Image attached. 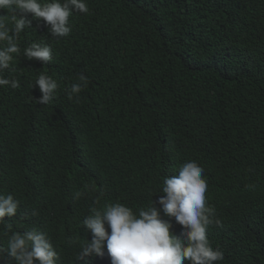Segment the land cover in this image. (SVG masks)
I'll return each instance as SVG.
<instances>
[{"label": "trees", "instance_id": "16d2710c", "mask_svg": "<svg viewBox=\"0 0 264 264\" xmlns=\"http://www.w3.org/2000/svg\"><path fill=\"white\" fill-rule=\"evenodd\" d=\"M86 3L89 11L70 16L71 33L61 38L16 12L32 26L4 73L19 88L0 87V195L20 202L5 223L20 234L35 227L58 264H80V244L92 239L82 223L91 208L120 202L138 213L152 200L167 216L158 203L164 178L195 161L220 220L208 230L224 253L217 264H256L248 248L253 234L264 238V0ZM32 42L51 47V63L24 57ZM39 72L58 83L47 105L34 100ZM81 73L88 85L76 102L68 92ZM81 167L85 178L71 180ZM171 219L170 231L187 244ZM0 246L7 247L2 232ZM104 252L89 264L111 263ZM0 264L16 261L2 253Z\"/></svg>", "mask_w": 264, "mask_h": 264}, {"label": "clouds", "instance_id": "9594fccd", "mask_svg": "<svg viewBox=\"0 0 264 264\" xmlns=\"http://www.w3.org/2000/svg\"><path fill=\"white\" fill-rule=\"evenodd\" d=\"M0 10L8 13L0 16V87L12 89L19 88V80L4 73L13 70L10 66L14 56L21 52L18 40L25 29L32 26V20L26 15H16L17 10L31 14L33 19L43 20L53 38L67 37L71 33L70 16L89 11L86 0H0ZM23 55L44 64L51 63L53 58L51 47L39 42H32L23 50ZM78 81L68 92V98H75L76 102L87 87L88 78L81 73ZM34 86L41 92L39 99L33 98L38 104L47 105L54 100L58 83L51 76L39 72L32 88ZM85 176L86 169L81 167L70 175V179L81 182ZM207 190L204 169L197 162L189 161L179 167L177 175L163 180L164 195L158 203L168 217L160 215L152 200L138 213L120 202L91 208L82 223L91 232L92 239L80 244L76 261L89 264L95 257L104 256L105 248L111 258L108 264H185V261L217 264L223 261L224 253L213 248L208 238L209 228L219 226L220 220L207 203ZM82 195V192H76L74 198L79 199ZM259 201V209L264 213V195ZM19 206L20 202L12 194L0 195V225H4L0 232L7 236V247L0 246V254L13 258L16 264H58L60 255L44 232L33 227L20 234L13 231L11 223H5L7 217H17ZM32 215L37 213L33 211ZM170 217L186 230L187 244L170 231L174 221ZM249 241L250 256L256 264H264V238L253 234ZM89 256L91 258L86 259Z\"/></svg>", "mask_w": 264, "mask_h": 264}]
</instances>
